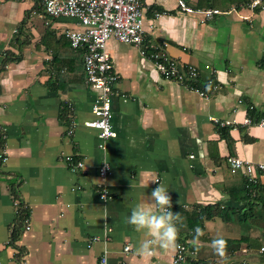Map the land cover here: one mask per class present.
Listing matches in <instances>:
<instances>
[{"label":"crops","instance_id":"obj_1","mask_svg":"<svg viewBox=\"0 0 264 264\" xmlns=\"http://www.w3.org/2000/svg\"><path fill=\"white\" fill-rule=\"evenodd\" d=\"M140 1L146 42L167 43L171 58L197 67L201 85L214 79L216 89L205 99L164 79L136 47L110 39L120 78L112 104L116 137L101 148L97 130L85 125L95 118L99 90L86 85L83 54L64 39L67 30L83 27L47 16L38 0H0V126L7 134L0 264H102L103 257L107 264H174L177 248L140 256L143 233L127 222L157 183L166 185L171 210L183 218L177 244L197 253L182 264H264V217L255 211L258 217L240 218L248 204L230 192L241 198L245 177L228 164L229 157L264 163V129L242 125L248 112L264 113V0L258 7L256 0H184L195 11L222 12L211 20L183 13L178 0ZM211 117L239 123L231 131L234 156ZM67 157L82 161L85 171L73 172ZM104 162L112 171L107 200L99 187ZM19 198L30 210V229L13 244ZM215 205L237 212L228 221L204 220L194 231L198 211ZM241 239L239 247L223 243Z\"/></svg>","mask_w":264,"mask_h":264},{"label":"built area","instance_id":"obj_2","mask_svg":"<svg viewBox=\"0 0 264 264\" xmlns=\"http://www.w3.org/2000/svg\"><path fill=\"white\" fill-rule=\"evenodd\" d=\"M178 1L183 13H200L204 16V20H211L222 14L218 9L195 11L189 8L184 0ZM261 4V0H256L252 6L258 7ZM40 5L47 16L76 20L83 27V30L69 29L65 35L69 39L72 49L82 51L86 85L94 86L99 90L92 107L95 118L85 125L97 130L101 140V148H105V143L109 139L116 137L113 127L112 104L120 78L107 50L110 39L114 38L121 44L136 47L141 57L152 62L164 79L188 85L205 99H209L210 90L216 89L214 79L210 80L207 85L195 87V84H201L198 68L192 65L181 67L177 61L168 55L167 43L146 42L144 8L140 0H40ZM210 120L216 126L230 127L232 130L239 126L235 119L222 121L216 117H211ZM242 125L264 129V117L257 120L247 116ZM75 129L76 124L72 120L68 134L73 135ZM6 141V130L0 126V165L7 161ZM66 161L71 165L73 172L85 171V165L82 161H76L74 157H67ZM228 164L234 172L242 171L248 187L256 186L260 181V175L264 174V163H254L239 157H229ZM111 174L110 165L104 162L99 169V176L102 180L99 187L102 190L101 198L103 200L109 198L107 181ZM253 195H256L255 190ZM14 204L18 216V199L14 201ZM29 229V221H26L24 230ZM94 240L96 241L98 238ZM125 251H130V247H126ZM260 252L264 253V247L260 249ZM196 254L186 244H179L173 263H186ZM102 264H107L106 257H103ZM206 264H216V262L208 261Z\"/></svg>","mask_w":264,"mask_h":264},{"label":"clouds","instance_id":"obj_3","mask_svg":"<svg viewBox=\"0 0 264 264\" xmlns=\"http://www.w3.org/2000/svg\"><path fill=\"white\" fill-rule=\"evenodd\" d=\"M157 184L150 198L136 203L127 218V222L137 232L143 233L137 248V253L143 257L155 256L158 250H175L178 247L180 226L183 225L181 214L171 210L172 199L168 188L163 183ZM220 255L227 258L225 250H221Z\"/></svg>","mask_w":264,"mask_h":264},{"label":"trees","instance_id":"obj_4","mask_svg":"<svg viewBox=\"0 0 264 264\" xmlns=\"http://www.w3.org/2000/svg\"><path fill=\"white\" fill-rule=\"evenodd\" d=\"M40 2V0H38ZM42 8V7H40ZM64 39H66L69 43V46L71 47L70 41L68 38H66L64 36ZM72 49V47H71ZM74 50V49H73ZM75 52H78L79 55H82V51L81 50H74ZM10 61V57L7 56L6 57V62ZM83 63V61H82ZM83 68H84V64H83ZM84 73H85V69H84ZM85 80H86V73H85ZM58 82V80H57ZM195 87H201V84H195ZM71 111L68 108V106H66V108L63 111V116L64 118L69 121L71 123ZM248 115L253 118V119H260L264 117V113H257L256 111H251L248 112ZM218 127V132L219 135L221 137V139L225 140L227 142L229 151L231 152V156H234V138L231 135V131L232 128L230 127ZM264 175V174H261ZM260 175V177H261ZM243 191L241 190L240 192H242L243 196L241 198H236V194H232L231 193V197L234 200H238L239 202H246L247 208L245 209V212H240L238 211V214L240 215V218L242 220H249L255 217H258L256 213L259 214L260 218L264 217V184H262L261 182V178L259 183L254 186V187H248L246 180L244 181L243 184ZM256 191V195H253V191ZM239 193V191H238ZM19 206H18V216H17V224L14 226L13 229V235H12V241L11 243H15V240H17V238L21 235V233L24 231V227L26 224V221H29V217H30V210L28 208V206L19 198ZM255 211H257L255 213ZM199 213H195L198 217V220H195L194 222H196V224H192L191 228H197V231L203 230V221L204 220H211L215 217H221L224 220L228 221L230 220V216L232 214V212H234L233 214H236V210L235 209H231L229 207H224L221 208L219 205H215V206H210V207H206L204 209H201L200 211H198ZM255 213V214H254ZM194 215V213H193ZM264 219V218H263ZM241 220V221H242ZM182 236V234L179 232V237ZM244 239L241 240H233V241H227L224 240L223 243L225 245H236V246H240L243 243ZM185 244V243H182ZM193 264H206V262H193Z\"/></svg>","mask_w":264,"mask_h":264}]
</instances>
